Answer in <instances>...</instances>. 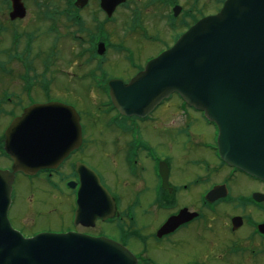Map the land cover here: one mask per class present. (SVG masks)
<instances>
[{"label": "flooded vegetation", "instance_id": "af4514ba", "mask_svg": "<svg viewBox=\"0 0 264 264\" xmlns=\"http://www.w3.org/2000/svg\"><path fill=\"white\" fill-rule=\"evenodd\" d=\"M105 1L0 0V159L5 163H0V169L10 170L11 162L4 151L5 131L24 109L60 102L79 113L82 125L77 102L64 98L65 94L57 95V91L69 81L85 82L79 81L78 75L85 65L96 73L91 74L93 80L86 79L83 90L95 91V77L102 76L99 85L106 92L109 80L127 82L155 57L159 52L148 53L156 44L171 46L191 25L216 13L224 2L119 0L108 10L102 5ZM117 15L126 17L127 22L121 25ZM145 15L150 16L154 31L146 28ZM116 25L124 27L122 39ZM167 31L170 39L162 34ZM172 31L177 32L171 37ZM113 40L114 46L121 45L125 52L126 75L108 77L106 72L110 71L111 57H104ZM66 47L74 48L70 60L64 56ZM87 60L90 63H85ZM116 64H121L120 60ZM103 112L109 118L105 125L114 145L123 146L122 152L113 154L118 170L113 168L106 174L96 164L88 166L113 198L114 216L96 218L88 227L73 224L80 186L75 169L83 162L76 158L88 143L85 125L81 147L70 152L57 168L32 176L16 174L8 212L12 226L27 237L67 231L104 236L125 245L138 264H264V182L219 158L213 123L177 95H171L143 118L121 115L109 103ZM170 139L177 141L179 163L168 151ZM21 178L29 185L42 178L61 195L69 194L72 206L68 224L31 232L17 224L21 215L17 203L20 190L16 188L23 182ZM168 220L172 229L157 235Z\"/></svg>", "mask_w": 264, "mask_h": 264}, {"label": "water", "instance_id": "95a60500", "mask_svg": "<svg viewBox=\"0 0 264 264\" xmlns=\"http://www.w3.org/2000/svg\"><path fill=\"white\" fill-rule=\"evenodd\" d=\"M117 1L102 5L110 10ZM109 87L120 113L140 117L177 93L215 123L223 161L264 181V0H225L219 12L191 26L127 84L113 80ZM80 143L78 114L58 102L25 109L6 129L4 150L12 166L0 170V264H137L124 246L106 238L72 232L24 238L10 225L15 173L56 167ZM76 171L74 224L112 216L113 203L104 199L96 176L81 163Z\"/></svg>", "mask_w": 264, "mask_h": 264}, {"label": "rangeland", "instance_id": "374dc122", "mask_svg": "<svg viewBox=\"0 0 264 264\" xmlns=\"http://www.w3.org/2000/svg\"><path fill=\"white\" fill-rule=\"evenodd\" d=\"M125 18L123 19L121 18V15H117V22H120L122 25ZM148 18H150V16L145 15V26L149 31H154ZM157 21L159 23L158 19ZM126 22L127 20H125V23ZM121 25H116V27L119 31L118 35L122 39L125 30ZM158 27L159 25L156 24L155 29H157ZM176 32L177 31H172L170 33V36L172 37ZM162 34L166 38L168 37L167 35L169 34V32H162ZM167 39H170V37H168ZM115 43L116 41L113 40V45L111 44L110 47L107 48V55L106 57H104V59H109L111 57V62L109 63L110 71L102 68L106 70L108 77H110L111 75H126L125 72H127L126 63L123 62V55L125 54V52L121 50V45L114 46ZM84 47H86V45ZM165 48L166 45L164 44H156L153 47V50L148 54H157L160 51L162 52V50ZM73 51L74 48L71 47H66V49H64V56L66 60H70L72 58ZM85 56L86 54H84V56L82 57ZM117 60H120L121 64L117 65ZM85 63L90 62L87 60ZM92 73H96V70H93L92 68H89L85 65L84 69H82L78 73L79 81L85 79L86 82L88 80V77L93 80L91 77ZM101 77L102 76L95 77L97 85L95 91H90L89 93H87L85 90H83L85 82L81 83L69 81L64 84L63 90H61L60 88L58 89L57 95H60L62 97L65 94L64 98H67L69 100L73 99V101L77 102L76 108L80 111V114L82 116V126L85 127L86 125V133L88 137V143L86 144L87 147L78 155V158H76V160L83 159V162L86 165L96 164L99 169L105 171V173L107 174L108 172H110V170H113V168L116 169V167L114 166H116L117 163L115 161L117 160L113 156V154L117 152L116 150H118V152L119 150L120 152H122L123 146L122 144H119L118 147L116 146L117 144L114 145L112 136L110 135L111 131L105 125V122L108 121L109 118L105 115L106 113L104 114L103 109L107 107L108 95L107 92H105V90H103L99 85L102 83ZM77 91L78 96L76 95ZM76 98H78V100H75ZM79 107L81 108V110ZM176 143L177 141L175 139H170L167 142V148L168 151L174 155L176 163H179L182 159L178 157V145H175ZM0 163L1 165H5L4 160L2 159H0ZM42 178L37 179L36 182L31 185H29L27 181H24L23 178H21L23 182L21 184L19 183L18 186L20 187L16 186V190H20V196L19 198L17 197V203L20 210L19 214L21 215V218L17 219V224H22V226L27 229V232H31L32 230H36L39 228L58 229L63 224H68L67 221L69 218V211L72 206L71 196L69 194L61 195L59 191L55 190L51 186V184L47 183V181ZM52 181L60 183V180H58V178H53ZM9 218L11 220V217ZM13 227L16 229L14 224Z\"/></svg>", "mask_w": 264, "mask_h": 264}]
</instances>
